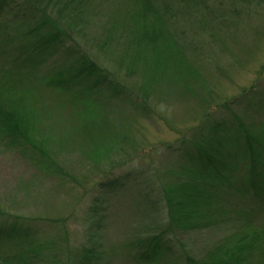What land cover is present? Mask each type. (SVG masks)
I'll use <instances>...</instances> for the list:
<instances>
[{"label": "rangeland", "instance_id": "374dc122", "mask_svg": "<svg viewBox=\"0 0 264 264\" xmlns=\"http://www.w3.org/2000/svg\"><path fill=\"white\" fill-rule=\"evenodd\" d=\"M233 2L242 13L226 15L227 28L206 33L199 19L180 17L194 38L183 40L172 23L176 36L146 47L143 0L70 8L71 31L109 83L48 85L45 78L80 66L63 52L46 56L27 86L7 81L4 100L26 115L46 155L0 134V227L52 223L51 255L70 264L95 245L106 251L99 264H236L247 253L246 264H264V216L251 212L245 184L252 154L264 171V149L244 135L264 122V0ZM17 234L4 239L0 264L14 254L52 260L45 241L33 253V240L18 247ZM254 234L261 243L252 248ZM234 244L239 254L228 252Z\"/></svg>", "mask_w": 264, "mask_h": 264}, {"label": "trees", "instance_id": "16d2710c", "mask_svg": "<svg viewBox=\"0 0 264 264\" xmlns=\"http://www.w3.org/2000/svg\"><path fill=\"white\" fill-rule=\"evenodd\" d=\"M142 8L144 11L141 13L142 19L149 23L150 28L145 29V33L139 39L144 43L145 47L149 44L160 43V41H170L173 36L171 25L178 27V31L183 40L186 37L194 38L191 35V30L186 32L182 29V18L194 16L192 20L196 23L199 19V23L195 24L201 26V30L206 33H213L216 26L219 28H227L230 25L231 19L228 17L237 16L242 13L241 8L237 10V6L233 0H143ZM245 1V0H244ZM251 2V0H246ZM85 0H0V69L3 70V78H0V134L10 137V142L13 146H18L22 151H30L37 155L38 158H42L46 155L45 149L36 143V140L30 135L31 128L27 121L26 115L18 112L14 104L9 100H4L3 92H5L8 82H12L11 86H27L30 80L36 77L39 67L46 56H51L54 53L63 52L68 57H74L76 63L80 65L78 68L71 66L60 72L57 76H51L45 78L44 81L50 86L60 87L61 91L72 90L76 87L80 78L88 77L94 83L96 87H103L104 84H108L109 81L103 74V70L97 67L90 61L86 53L81 50V46L77 41V35L71 31L69 22L65 18V15L69 12L70 8L84 7ZM234 3V4H233ZM204 12V14H200ZM228 13V14H227ZM199 14V15H198ZM228 17H225V16ZM224 16V17H221ZM179 20V22H177ZM67 22V23H66ZM147 26V25H146ZM209 30L213 31L210 32ZM173 34V35H172ZM193 40V39H192ZM105 42V41H103ZM141 44V43H140ZM105 43L99 45L103 48ZM143 46V45H142ZM127 47V46H126ZM5 70H4V68ZM10 78V79H9ZM11 88V87H9ZM92 88V86L90 87ZM13 89V88H11ZM89 89L86 93H89ZM85 94V93H84ZM88 96L85 95L86 103ZM259 121V120H258ZM30 129V130H29ZM257 131V134H255ZM264 131V122L259 121L257 124L252 122L249 131H244V135L248 142H251L253 138L259 141L261 146L260 151L263 153L264 149V137L262 132ZM246 141V140H245ZM253 147H250L252 150ZM208 153H206L207 155ZM258 154H252L249 157L251 170L246 178V192L254 200L252 204L250 200V207L255 205V208L251 210H259L261 212V218L264 216V171L259 170L261 159ZM213 159V162H212ZM210 163L213 165L217 162L212 157L209 158ZM231 160L228 159V170ZM213 167V166H212ZM219 174V173H218ZM218 174L215 177V181L221 176ZM224 181V180H223ZM255 210V211H256ZM251 213H248L250 217ZM43 221V220H37ZM34 222V221H33ZM38 226L31 225V227L18 229L16 226L5 224L0 227V247L5 243V238H15L11 236L14 233H18V247L26 246V242L30 239L34 242V249L32 252H36V248L41 246V241L50 240L55 235H52L55 229L49 222ZM100 228H98L99 231ZM261 236L264 235V227L262 229ZM150 239V238H149ZM152 240V239H150ZM257 240L259 242H255ZM68 241V242H67ZM68 251H70L71 244L67 240ZM17 241H14L13 247H16ZM141 242H144L141 240ZM148 242V241H147ZM19 243L21 245H19ZM69 243V244H68ZM257 243H261V239L258 235L254 234L250 241V246L253 248L257 246ZM262 246V245H261ZM100 246H84V254L81 256L80 264H99L96 261L100 260L101 254L103 259L106 256L104 248L98 250ZM50 250V256L52 260H47L36 264H70V260L60 259L57 255H51L53 250L48 244ZM246 251H250L249 248L243 247ZM44 252H48V249ZM230 254H239L240 250L236 245H232L229 249ZM67 253V252H66ZM48 255V254H47ZM100 255V256H99ZM249 253L246 254L244 259L233 258L236 264H246ZM6 256V255H4ZM40 256V255H38ZM10 261L6 264H33L29 261H22L19 255H10ZM6 257L0 259L1 262ZM227 264H231L227 262Z\"/></svg>", "mask_w": 264, "mask_h": 264}]
</instances>
